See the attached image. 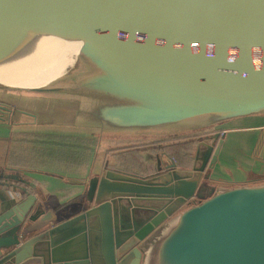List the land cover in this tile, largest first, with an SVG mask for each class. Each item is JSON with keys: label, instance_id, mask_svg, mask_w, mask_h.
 <instances>
[{"label": "water", "instance_id": "water-1", "mask_svg": "<svg viewBox=\"0 0 264 264\" xmlns=\"http://www.w3.org/2000/svg\"><path fill=\"white\" fill-rule=\"evenodd\" d=\"M109 53L120 65L104 92L29 100L0 90L8 131L157 140L264 117V0H0V76L68 65L66 81L80 58ZM198 160L148 177L0 176L27 196L0 213V264H264V183L210 184ZM64 184L88 186V206L68 220L48 204Z\"/></svg>", "mask_w": 264, "mask_h": 264}, {"label": "flooded vegetation", "instance_id": "flooded-vegetation-1", "mask_svg": "<svg viewBox=\"0 0 264 264\" xmlns=\"http://www.w3.org/2000/svg\"><path fill=\"white\" fill-rule=\"evenodd\" d=\"M0 110L4 113H7L9 115V117H2L0 116V136L2 131H4V133H6L7 136H10L12 133H21V132H17V131H13V130H9V124H12L13 121L11 119V117L13 116V111L12 109H10L9 106L0 103ZM241 121H246V120H241ZM233 123V122H231ZM231 123H227V124H231ZM224 124V125H227ZM223 126V125H221ZM216 129V128H215ZM215 129H211V130H206V131H202V132H198L197 134H191V135H187L184 137L182 140L178 139V138H165L167 140H159V142H151V143H144L141 145L140 150L145 152L144 155V168L147 170L149 169H153L154 172L156 174H163L166 173L168 170V165L170 164L171 161L174 162V159L167 155V151H169L171 148H178L180 145L182 144H187V143H193L194 148H193V152L192 155H189V153H185L181 151V159L183 161H189L191 163L190 166H188L186 169H179L178 168V164H176V168L178 170H188V171H192V169L194 168L195 165V161L196 159H199L198 162H196V167L198 168H203L204 169V173H203V178L208 177V179H210V176L212 175L213 177H215L218 180H214V181H210V184H214L217 186H224V187H232V186H238V185H255V184H261L264 183V173H255V172H251L249 170H246L245 168H243L242 170L246 173H248L247 178L244 180L240 175L237 177L233 171H231V173L229 174L228 172H226L225 168H223V164L221 162V158H220V154H221V149L222 146L224 144H222L221 148H220V154L218 155V160L215 164L211 165L213 156H214V152L217 149V146L219 144V142L222 140L221 137H218L217 139L214 138V136L219 133V134H224L225 131H216ZM262 131H264V128H262ZM261 131V132H262ZM224 132V133H223ZM257 133V132H256ZM30 134V133H27ZM48 135V134H45ZM5 136V137H7ZM53 136H61V135H53ZM260 137V135H257ZM255 136V137H257ZM261 136L263 137V139L261 140V142L259 144H256L253 147V152L251 153V155H254V157L258 160V161H262L264 162V134H261ZM65 137H74V136H65ZM88 137V136H85ZM93 137V136H92ZM226 137L223 139L225 141ZM202 143H206L209 145L208 148H204L201 146ZM71 144H65L63 145V147L70 149L71 147H73ZM256 148V150H255ZM75 149L80 150L81 147L75 145ZM70 151H74V150H70ZM199 152V153H198ZM198 154V155H197ZM69 158V160H73L74 158L77 157L76 154L74 155H70L67 156ZM97 157L94 159V163H96ZM22 161V164H20L21 166H24V168H27L29 165L33 164V165H37L40 162V159L37 158H25ZM78 161H67V164L69 163H77ZM106 162H108V160L105 161L104 165L106 164ZM45 164V163H41L40 165ZM3 166L0 167H9L10 162H6L4 164H2ZM95 166V165H94ZM210 166L212 169H210ZM105 168H107V166H105ZM242 168V167H241ZM19 171L18 174L15 173H1L0 172V176H6V175H17L19 178L21 179H25L28 180L25 176L27 171H35V170H28V169H16ZM104 170V169H103ZM222 170V171H221ZM43 172V171H40ZM102 172V171H101ZM220 172H226L225 173V177H220ZM46 173V172H45ZM251 173V175H250ZM101 174V173H100ZM100 174H97L98 176ZM95 176V175H94ZM93 177V175L83 178L85 180L91 179ZM72 178V177H71ZM15 184H12V186L14 187ZM65 187H74V186H70V185H66L64 184ZM75 186H80L79 190L76 192H70L69 196L63 198V202H69L66 203L65 205L61 204V206L59 207H53L50 206L51 208H53L54 210H58V209H62V211L64 210L65 213L68 212V210H76L79 209L80 207L84 206H88V202L87 199L85 197L87 191H88V186H83V185H75ZM78 188V187H77ZM59 191V187L55 190V192ZM32 192V191H31ZM54 192V193H55ZM30 193V192H29ZM38 194L40 196L41 199H44V196L46 195V193L44 192L42 187H38L35 190V194ZM53 193V195H54ZM22 196H25V199L23 201L26 200L27 196L25 194H22ZM191 202H187L186 205L184 207L190 206ZM48 205V204H47ZM67 206V207H66ZM80 214L79 211L75 212L71 217H74L76 215Z\"/></svg>", "mask_w": 264, "mask_h": 264}, {"label": "trees", "instance_id": "trees-1", "mask_svg": "<svg viewBox=\"0 0 264 264\" xmlns=\"http://www.w3.org/2000/svg\"><path fill=\"white\" fill-rule=\"evenodd\" d=\"M202 132V131H201ZM198 133V132H197ZM192 133V134H197ZM2 137H0L1 141L4 142L5 145L12 142H26L27 144L33 143L35 146H37V154L34 155H23L24 150H17L19 151L17 158L18 159H25L31 157H35L37 159H40V162L37 165H33L35 167L32 168H24L25 165L21 166L20 164H14L9 165V167H0L1 173H7V169H28V170H35V171H43L48 174H53L56 176H68L72 178H86L91 175L93 172H100L103 169H108L112 171H118L121 173H125L132 176H138V177H148L151 175H155L153 169H145L144 168V155L145 152L140 150L139 147H141L144 143H151V142H159V140H145V139H122V138H103L99 139L98 137H65V136H53V135H45V134H27V133H12L10 136H7L4 131L1 133ZM7 136V137H5ZM187 136V135H186ZM178 138L180 140L187 138L184 136L174 137ZM169 139V138H167ZM167 139H160V140H167ZM65 141L66 144H75V143H81L83 145V149H91V146L95 148V152H90L88 157H91V161H86L87 165H84L83 167L79 166L76 167L74 163L67 164L66 161L59 160V159H69L67 156H70L69 153L63 154L58 157H54L53 155L58 151H45L43 149V146L41 143H48V142H55V144L58 147H63L65 145L63 142ZM194 145L193 143H187L180 145L177 149H181L182 152L189 153L190 149L193 150ZM171 148L170 150H172ZM16 150V149H15ZM98 150V151H96ZM100 150V151H99ZM30 153L33 152V149L28 150ZM127 153V154H126ZM78 155V153H75ZM0 155L2 156V160H5L6 162H12L13 159V151L11 148H6L0 151ZM74 155V154H73ZM126 155L132 156V158H139L142 161V168L136 167L135 169L131 170H123L121 167V161L118 159L119 157H124ZM97 157L96 163H94V158ZM131 158V159H132ZM106 164L104 165L105 161ZM41 163H45L40 165ZM186 166L179 167V169H186L189 164V162H186ZM95 165V167H93ZM107 166V168H105ZM59 191L64 194V196H69L70 192H74V188L72 187H64L59 189ZM61 200V197H54L51 202L59 201Z\"/></svg>", "mask_w": 264, "mask_h": 264}, {"label": "bare ground", "instance_id": "bare-ground-1", "mask_svg": "<svg viewBox=\"0 0 264 264\" xmlns=\"http://www.w3.org/2000/svg\"><path fill=\"white\" fill-rule=\"evenodd\" d=\"M111 53L80 58L73 79L65 81L68 65L43 76H0V90L8 96L29 100H60L104 92L118 73L119 61H107Z\"/></svg>", "mask_w": 264, "mask_h": 264}, {"label": "rangeland", "instance_id": "rangeland-1", "mask_svg": "<svg viewBox=\"0 0 264 264\" xmlns=\"http://www.w3.org/2000/svg\"><path fill=\"white\" fill-rule=\"evenodd\" d=\"M262 128H264V117L262 118H253V119H249L246 121H239V122H235L233 124H228V125H223V126H219L217 127L215 130L218 131H225V137L227 139H232V140H236V141H240L241 143H243L244 138H246V142L248 143H253V144H259L261 142V140L263 139V137L261 136V134H264V131H262ZM262 131V132H261ZM257 132V133H256ZM191 135V134H188ZM252 135L257 136L260 135V137H252ZM186 136V135H185ZM1 137V136H0ZM64 144H66L65 141H61ZM41 145L43 146V149L45 151H58L56 152L53 156L54 157H58L61 156L63 154L69 153L70 155H73L75 153H78L77 157L74 158L73 160H69V159H59V160H63V161H78L77 163H74V165L76 167H83L84 165H87V163H85L86 161H91V157H88V155H90L89 153L95 152V148L93 146H91V149H83V145H81V143H75L72 144L73 147H71L70 149L65 148V147H58L55 142H48V143H41ZM75 145L80 146L81 149L77 150L75 149ZM37 146L39 145H34L33 143L27 144L26 142H12V143H8L7 145L4 144V142L1 141L0 139V151H2L3 149L6 148H11L13 151V159L12 162H10V164L13 166L14 164H22V161H20L21 159H18L17 156L19 153V151L17 150H24L23 151V155H34L37 154ZM257 146V145H256ZM16 149V150H15ZM29 149H33V152H29ZM243 150L244 154H247V149L245 147V145L243 144V147L240 148ZM70 150H74V151H70ZM256 150V148H255ZM98 151V150H96ZM100 151V150H99ZM181 149H177V148H173L172 150L167 151V155L171 156L174 159V162L176 164H178V166L184 167L186 166V162L189 161H183L180 157L181 153ZM193 150L190 149L189 155H192ZM127 154V153H126ZM30 158H35V157H31ZM132 156L126 155L124 157H119L118 159H120L121 161V165L123 167H121L123 170H131V169H135L136 167H138L139 169L142 168V161L139 158H132ZM95 159V158H94ZM222 161H226V158L221 157ZM5 163V160H2V156L0 155V166H3L2 164ZM260 164H262L264 166V162L259 161ZM191 163L189 162L188 165H190ZM26 166V165H25ZM29 168L35 167L32 165L28 166ZM9 173V172H7ZM5 180H0V183H4ZM8 183L6 184H13L14 182L11 181H7ZM1 188H3V186H0V190ZM7 187L3 188L6 189ZM4 192H7L6 190H4ZM0 196H3L2 193H0ZM1 209V208H0Z\"/></svg>", "mask_w": 264, "mask_h": 264}, {"label": "crops", "instance_id": "crops-1", "mask_svg": "<svg viewBox=\"0 0 264 264\" xmlns=\"http://www.w3.org/2000/svg\"><path fill=\"white\" fill-rule=\"evenodd\" d=\"M253 118L257 119V118H262V117H253ZM253 118H246V119H242V120H249V119H253ZM239 121H241V120L234 121L233 123L239 122ZM233 123H231V124H233ZM1 137H2V135H1ZM252 137H255V136L252 135ZM245 139L246 138H244L243 143H241L239 140L236 141V140L226 138L224 141V144L222 146L221 154H220V158L223 157V158L227 159L226 161H222V159H221V162L224 165L223 168H225L226 172H228L230 174L231 171H233V173L237 177L240 175L244 180L247 178L248 173L244 172L242 170L243 168H245L246 170H249L251 172L253 171L255 173H258V172L264 173V166L259 163V161L254 157V155H251V153L253 152L252 151L253 147L256 144L248 143V142H246ZM202 144H201V146H202ZM243 144L245 145V147L248 151L247 154H244L243 150L240 149L243 147ZM204 148H207V147H204ZM93 167H95V166L93 165ZM9 173H13V172L9 171ZM100 173H101V171L99 173L92 171L91 175H93V177H94V175L96 176L97 174H100ZM225 173L220 172V174H221L220 177H222V178L225 177L224 176ZM250 175H251V173H250ZM61 177L71 178L68 176H61ZM74 179H83V178H74ZM83 180H85V179H83ZM6 183H8V182L5 181L4 184H6ZM13 184H15L14 187L12 186V184H7L8 186H5V185L0 183L1 187L2 186H3V188L7 187L6 189L1 188V190H0V193H2V195H3V196H0V208H1L0 213L7 211L10 207H12L13 205H15L19 202L21 203L25 199V196H22V193L20 191H18V189L16 188L17 184L16 183H13ZM62 186H64V185H62ZM62 186H60L59 189L62 188ZM79 187L80 186H74L72 188H74V192H76L79 190ZM4 190H6L7 192H4ZM28 191H30V190H28ZM30 193H32V192L30 191ZM46 196H48V195H46ZM54 197H61V200L55 201L52 203L51 200ZM65 197L66 196H64V194H62L60 191L55 192L54 195L52 194L50 196L48 204L50 206H53V207H59V206H61V204L65 205L66 203H69V202H66V203L63 202V198H65ZM82 209H83V207H80L79 209H76V210H68V213H66V215H65V220L71 219L72 218L71 216L75 212H77V211L80 212Z\"/></svg>", "mask_w": 264, "mask_h": 264}]
</instances>
